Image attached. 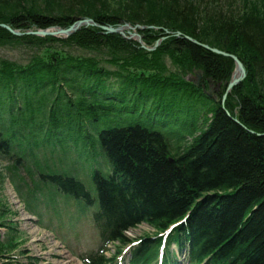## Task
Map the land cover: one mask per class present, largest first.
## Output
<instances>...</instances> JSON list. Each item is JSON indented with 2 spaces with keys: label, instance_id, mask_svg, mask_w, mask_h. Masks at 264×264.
Wrapping results in <instances>:
<instances>
[{
  "label": "trees",
  "instance_id": "trees-1",
  "mask_svg": "<svg viewBox=\"0 0 264 264\" xmlns=\"http://www.w3.org/2000/svg\"><path fill=\"white\" fill-rule=\"evenodd\" d=\"M60 1L0 0L6 6L0 10L7 14L0 12V24L24 32L54 25L67 28L83 17L103 25L124 19L132 25L158 28L139 31L148 46L157 38L154 35L167 30L233 52L245 61L247 73L251 77L262 74L264 83V3L112 0L115 6L111 8L107 1ZM105 14L112 16L105 18ZM0 44H18L36 56L29 65H3L5 73L0 75V105L6 101L3 113L0 107V155L17 172L26 166L27 155L16 138L36 116L41 117L36 126L47 137L87 122L88 137L61 142L80 145L81 138L79 154L88 147L104 156L107 173L91 169L98 202L93 221L106 231L104 239L124 244L128 239L123 232L137 225L145 224L156 234L177 225L167 245L185 250L189 264H264V87L246 79L232 91L238 104L228 100L225 110L221 109L206 96V90L194 87L183 76L200 69L204 70L202 81L223 85L230 78L231 61L173 35L153 53L94 28H82L66 40L16 37L0 29ZM58 45L105 51L104 60L118 70L122 65L134 66L135 61L138 69L127 75L117 74V69L103 73L102 61L90 64V59L81 56L70 59L55 51ZM183 54L188 55L185 63L180 61ZM166 58L177 64L173 71L165 69L162 61ZM110 75L115 78L109 80ZM150 84L161 87L153 92ZM236 107L242 125L224 112L232 115ZM39 135H30L31 145L42 138ZM36 174L38 182L86 205L93 201L75 177L46 167ZM14 239H0L1 255L6 249L17 250ZM140 241L132 251L131 264H151L161 240L154 235Z\"/></svg>",
  "mask_w": 264,
  "mask_h": 264
},
{
  "label": "rangeland",
  "instance_id": "rangeland-1",
  "mask_svg": "<svg viewBox=\"0 0 264 264\" xmlns=\"http://www.w3.org/2000/svg\"><path fill=\"white\" fill-rule=\"evenodd\" d=\"M67 1L63 0L60 3H66ZM234 1H237L238 4L244 2L264 3V0ZM0 7L6 9L5 4L0 5ZM0 12L7 15L5 10H0ZM54 14H56V10ZM8 27L10 30L16 31L10 26ZM86 27H80L79 30ZM149 27L146 26L143 30H153ZM6 31L10 33V31ZM90 50L74 48L73 51L74 53L77 51L81 56L82 54L86 55V58L91 60L90 64L100 63L101 61L102 64H105L103 57L93 54V51ZM97 53L102 56L105 53L106 56L105 51ZM35 58V54H32V51L27 47L18 44L0 46V75L5 73L2 71L3 65L16 67L29 65ZM108 68L110 69V67ZM5 103L6 101H3L0 105L2 113L6 110ZM202 120L203 118H200L197 124ZM35 121L38 124L41 117L36 116L34 122L25 131L21 130L20 135L16 138L18 140L17 146L22 152H26L25 154L32 159L33 164L30 163V165L24 166L21 171L17 172L6 161V158L0 155V239H3L4 242L6 238H15V243L18 246L14 252L7 249L2 252L3 255L0 254V264H83L79 259L80 256L95 251L99 245L97 232L91 226L90 221L87 218L83 221L79 220L76 213L75 205L79 203L83 207V202L66 195L65 192L58 191L56 187L38 182L35 171L44 167L56 168V172L62 170L67 175L81 180L96 198L91 181V172L89 171L90 166L103 174L107 173L108 166L103 157L93 154V151L97 149L87 147V151L93 154L90 156L92 159L89 162L88 159L79 154L80 150H78L77 145L71 142L67 144L66 142H60L62 146L66 147V151L62 154L56 146L46 144V140H49V143H54L55 137L62 134L57 132L56 136L47 137L44 134L45 131L38 129ZM40 132L41 135H39ZM30 133L32 135L38 133L42 138L31 145L34 139L30 137ZM28 166H33V168L27 171ZM36 166L39 168H36ZM45 170L47 169H43V171ZM51 196H53V199L50 198ZM97 208L96 199L95 205L91 206L89 210L94 212ZM68 226L69 228H67ZM125 235L129 239L136 240L145 236H157L158 234L149 226L141 224L126 232ZM172 250H176L174 245L169 248V251ZM114 252V247L111 246L106 255L112 257ZM5 255L13 257L8 260L12 262L2 258ZM175 260L176 264H188L183 254H176Z\"/></svg>",
  "mask_w": 264,
  "mask_h": 264
},
{
  "label": "bare ground",
  "instance_id": "bare-ground-1",
  "mask_svg": "<svg viewBox=\"0 0 264 264\" xmlns=\"http://www.w3.org/2000/svg\"><path fill=\"white\" fill-rule=\"evenodd\" d=\"M93 1H107V4L109 5V7L113 8L115 6L112 2H110L112 0H93ZM104 16H105V18H108L109 16H112V14H105ZM85 19H88L90 23L92 22V24H93L92 28L99 29L101 32L104 33V35H107V36L116 35V36H118L120 38V42L123 43V44L126 43V42L133 43V44L135 43L140 50L142 49L146 53L155 52L158 48L162 47V44L165 41H169V36L170 35H173V36H176V38H182V39L188 41L189 43H191L192 45H194L195 47H197L199 49H202V50L210 52V53H212L214 55L221 56V57H223L225 59L230 60L231 64L229 62H228V64H229L232 72H231L229 80L227 82H224L223 85L222 84L213 85V83L211 82L210 79H206L205 81L204 80L202 81L201 77H203L202 75H204V72H203L204 70H200V69H197V70L193 71L192 73H189V74H186V75L183 76V78L188 83H193L195 85L194 87L206 90L205 91L206 96L209 99H211L216 105H219V107L221 109L225 110L224 106L226 105L228 100L231 101V104H238L239 99L235 96V94H233L232 91L238 85H240L243 81H245L246 79L252 80L253 84L255 86H259L261 88L264 87V83L263 84L261 83V81L263 80V75L258 73L255 77L254 76L251 77L250 74L247 73L246 65L243 63L245 61H243V59L240 56L238 57L233 52H229L228 53L226 51L220 50V49H218L215 46H213V47L209 46V45H207V43L200 42L196 38L192 37L191 35H188V36L187 35H183L181 32H175L174 34H172L173 32H169L167 30H163V32H165L167 36L165 35V33H161L160 35L159 34L154 35L153 37H157V38L156 39L154 38L155 40L151 41L152 42L151 46H153V47H151V46L146 45V43L143 40L144 36L140 33V32L143 31V28L146 27V26H141V25H138V24L137 25H132L131 22L126 21L124 19H121V21H119L116 24H109V25L108 24L107 25H103V24H106V23H100V22L98 24V22H96V21H94V20H92L90 18H87V17L78 18V19H76V21H83ZM74 22H73V24H74ZM73 24H71L69 27L64 28V29L70 28ZM83 26H81V27H83ZM101 27H104L105 29L108 28V29H111V30H117V31H119L120 34H118V33H107V31H103L101 29ZM119 27H121V28L119 29ZM124 27H126V29H124ZM49 28H60V29H63L62 27H59V26H56V25L50 26V27H48L46 29H49ZM86 28H91V27H86ZM149 28L158 30V28H154L153 26H150ZM0 29H3V28L0 27ZM46 29L31 28V29L25 30L24 32H28V33L33 34V35H37V36H33V35H29V36L35 37V38H40V39L54 38V39H59V40H61V39L62 40H66V39L70 38L72 35H74V34H72L71 36L67 37L66 39L62 38V37H52V36L47 34ZM16 32L24 33L21 30H16ZM25 36H27V35H25ZM0 46H2V45L0 44ZM205 46L208 47L209 50L205 49ZM128 48H130L129 45H128ZM105 49L112 50V49H110V47H104L102 50H105ZM56 50H59L60 52L64 53L65 56L70 58V59L79 60V56H81V54L78 53L77 51H75V53H74V51H73L74 47H68V46H65V45H58V48L55 49V51ZM212 51H216V52H212ZM107 53L109 55L113 54V52H110V51H108ZM93 54L100 55V57H103L101 54H98L97 52H93ZM81 57L87 59L86 55L82 54ZM105 58H107V56H105ZM149 58L153 59L154 57L150 56ZM187 59H188V55L187 54H183V58L180 59V61L182 63H185L187 61ZM88 60H89V58H88ZM104 63L105 64L102 65V67H104V70L102 71L103 73L110 74L107 70L115 71L117 69V65H115V64L111 65L110 62H107L106 60H104ZM162 63L165 66V69L167 71L168 70L173 71L172 69L175 68L174 65H177L170 58H166L165 60L162 61ZM136 65H137V61H135V65L134 66H124V65H122V67H120V70L117 69L118 72H116V73L120 74V72H121V73H124V75L131 74L133 72V69H138V66H136ZM108 67H110V69ZM199 75H200V79H197V76H199ZM113 78H115V77L110 75V77L108 79L111 80ZM232 81L233 82H238V83H236L235 85L234 84H230ZM156 83H158V82H156ZM160 87H161V85H158V84H150V88L149 89L151 91H153V92H156ZM123 90H124V92L126 91V92L131 93V94L135 93V90H131V89H129V90L123 89ZM43 98H45V97H43ZM257 107H259V105ZM237 110H238L237 107L234 108V110L232 111V115L228 111H224V112L235 123L242 125L243 123L240 121V117L237 114ZM70 115H71V119L76 120L75 116H73L72 114H70ZM67 129L68 130L66 131V130L61 128V133L63 135L58 137L59 140H57L55 138L54 143H49V145L56 146L57 148H59L60 152H62V154H64V152L66 151V147L60 145L61 141H63V140L67 141V140H71V139L76 140L80 135H82V137H84V138L88 137L90 135V128H89V125L87 124V122H86V124L83 123L81 125H79L78 123H75L71 127L68 126ZM78 142L82 146L84 141L82 142L81 138H79ZM90 143H92V142H90ZM80 145H77V146H80ZM93 154L99 155V156L104 158V156H102L103 154H98L97 151L93 152ZM93 154L90 151L83 150L80 155H82L85 159H88L89 162H91L90 159H92V157H90V156H92ZM30 163L33 164V161L28 156L27 157V161H26V166L30 165ZM90 167L92 169V166H90ZM51 170L56 171V168H53ZM58 174H66V173L64 171L60 170ZM68 176H70V175H68ZM48 196H49V194H48ZM50 198L53 199V196H51ZM129 242H130V239H128V241L125 240L124 244L132 246L133 244H131ZM14 251H11V252H14ZM174 257L176 258V256H174Z\"/></svg>",
  "mask_w": 264,
  "mask_h": 264
},
{
  "label": "water",
  "instance_id": "water-1",
  "mask_svg": "<svg viewBox=\"0 0 264 264\" xmlns=\"http://www.w3.org/2000/svg\"><path fill=\"white\" fill-rule=\"evenodd\" d=\"M83 25L87 26V27H93L92 22L90 23L88 19H85L83 21H75L74 24L68 29H64V28L63 29H60V28H49V29H46V32H47L48 35H50L52 37L67 38V37L71 36L72 34H74L75 32H77L80 29V27L83 26ZM0 27L10 31V33L13 36H16V37L25 36V35H27V36L33 35V34L28 33V32L19 33V32L10 30V28L8 26L4 25V24H1ZM101 29L103 31H107V33H118V34H120L119 31H117V30H111V29H108V28L105 29L104 27H101ZM33 36H37V35H33ZM205 49L209 50L208 47H206V46H205ZM212 52H216V51H212ZM197 79H200V75L197 76ZM236 83H238V82H233L232 81L230 84H234L235 85Z\"/></svg>",
  "mask_w": 264,
  "mask_h": 264
}]
</instances>
